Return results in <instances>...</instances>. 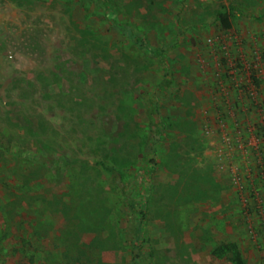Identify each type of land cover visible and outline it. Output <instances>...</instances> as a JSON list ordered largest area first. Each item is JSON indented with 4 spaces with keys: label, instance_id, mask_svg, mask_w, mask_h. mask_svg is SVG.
I'll return each mask as SVG.
<instances>
[{
    "label": "rangeland",
    "instance_id": "rangeland-1",
    "mask_svg": "<svg viewBox=\"0 0 264 264\" xmlns=\"http://www.w3.org/2000/svg\"><path fill=\"white\" fill-rule=\"evenodd\" d=\"M105 2L0 0V264H264V0Z\"/></svg>",
    "mask_w": 264,
    "mask_h": 264
},
{
    "label": "trees",
    "instance_id": "trees-1",
    "mask_svg": "<svg viewBox=\"0 0 264 264\" xmlns=\"http://www.w3.org/2000/svg\"><path fill=\"white\" fill-rule=\"evenodd\" d=\"M96 3V5H99L101 7H107L105 0H92ZM234 9L232 7H224L222 6L219 8L215 13V23L220 27L221 30L227 31L229 29V19L233 15ZM133 44L140 47L141 49H144L145 51H149L150 53H153L151 48L144 42V40H141L140 38L136 37L133 41ZM114 173V172H112ZM140 242L134 241L133 243V256H132V262L133 264H139L141 260L140 256ZM211 255H215L218 258L226 257L228 262L230 264H245L241 252L239 250V247L236 243H221L220 246H217L216 249L213 251Z\"/></svg>",
    "mask_w": 264,
    "mask_h": 264
},
{
    "label": "crops",
    "instance_id": "crops-1",
    "mask_svg": "<svg viewBox=\"0 0 264 264\" xmlns=\"http://www.w3.org/2000/svg\"><path fill=\"white\" fill-rule=\"evenodd\" d=\"M223 31V30H222ZM250 36H255V35H257V33L256 32H253V31H248L247 32ZM259 35V34H258ZM236 43H237V45H242V44H244V42H242V44H238V42L236 41ZM264 97V96H263ZM263 97H261V98H263Z\"/></svg>",
    "mask_w": 264,
    "mask_h": 264
},
{
    "label": "built area",
    "instance_id": "built-area-1",
    "mask_svg": "<svg viewBox=\"0 0 264 264\" xmlns=\"http://www.w3.org/2000/svg\"><path fill=\"white\" fill-rule=\"evenodd\" d=\"M201 2H206V1H208V0H200Z\"/></svg>",
    "mask_w": 264,
    "mask_h": 264
}]
</instances>
